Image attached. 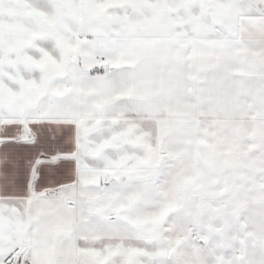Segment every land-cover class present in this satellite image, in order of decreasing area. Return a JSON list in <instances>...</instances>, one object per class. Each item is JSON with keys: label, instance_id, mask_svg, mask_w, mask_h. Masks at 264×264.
<instances>
[{"label": "snow or ice", "instance_id": "1", "mask_svg": "<svg viewBox=\"0 0 264 264\" xmlns=\"http://www.w3.org/2000/svg\"><path fill=\"white\" fill-rule=\"evenodd\" d=\"M0 264H264V0H0Z\"/></svg>", "mask_w": 264, "mask_h": 264}]
</instances>
